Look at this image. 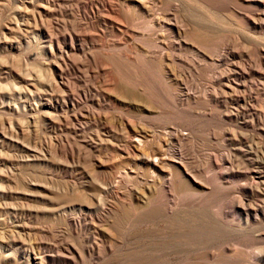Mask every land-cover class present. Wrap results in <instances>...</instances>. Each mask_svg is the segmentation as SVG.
<instances>
[{"label":"rangeland","instance_id":"obj_1","mask_svg":"<svg viewBox=\"0 0 264 264\" xmlns=\"http://www.w3.org/2000/svg\"><path fill=\"white\" fill-rule=\"evenodd\" d=\"M91 1L61 0L55 17L34 18L25 0H0V249L15 251L10 234L22 224L26 243L79 250L50 252L48 264H142V233L153 227L162 259L143 264H264V179L251 185L264 170V0H163L174 34L156 40V61L151 38L128 34L122 14L91 15ZM50 18L83 39L65 85L49 80L60 54L37 48ZM68 93L55 119L34 108ZM132 128L151 135L147 152L160 142L190 173L171 168L170 188L126 175ZM16 251L18 261L0 264H24Z\"/></svg>","mask_w":264,"mask_h":264},{"label":"bare ground","instance_id":"obj_2","mask_svg":"<svg viewBox=\"0 0 264 264\" xmlns=\"http://www.w3.org/2000/svg\"><path fill=\"white\" fill-rule=\"evenodd\" d=\"M10 1V0H9ZM22 1V0H21ZM24 1V0H23ZM77 3H79V0H75ZM88 1V0H87ZM7 2V1H6ZM27 6L25 11H30L32 16L35 18L37 15L41 16H48V17H52L54 14V10L51 8V5L56 6L57 4H60L59 2H61V0H25ZM116 2L119 3V6H115L116 4L112 3V1L110 0H92L91 1V7L87 8L90 9L89 11L91 12V15H95L96 13H101L104 10L109 11L110 13H114L115 15H121V17H124L125 20V29L128 31V34L130 33V35H136V36H142V37H148L151 38L154 41L153 47L154 50H150L149 53V59H151L152 61H156L159 54H158V50H157V41L160 36L163 34H171L174 31V23L172 21V15L168 16L167 13V9L164 7V1L163 0H117ZM20 3V1H19ZM24 3V2H21ZM65 3V1H64ZM89 3V2H88ZM2 4V3H1ZM81 4V3H80ZM86 4V3H84ZM168 4V3H166ZM23 5V4H22ZM16 6V5H15ZM61 7V5H58ZM87 6V5H85ZM20 7V6H17ZM24 7V6H23ZM30 9H29V8ZM77 7V6H76ZM21 9H25L20 7ZM67 8V7H66ZM70 8V7H69ZM80 8V7H79ZM84 8V6H83ZM171 8V7H170ZM54 9H57L56 7ZM16 10V9H15ZM63 10V9H61ZM24 11V10H23ZM24 11V12H25ZM54 11V12H53ZM65 11V10H63ZM62 11V12H63ZM74 11V10H73ZM171 11V10H170ZM29 12V13H30ZM108 12V13H109ZM21 13V12H20ZM26 13V12H25ZM28 13V12H27ZM24 14V13H23ZM65 15V14H64ZM177 15V14H176ZM89 16V14L87 15ZM99 16V15H98ZM97 16V17H98ZM31 17V16H30ZM55 17V16H53ZM92 17V16H91ZM90 17V18H91ZM101 17H104L103 15ZM13 18V17H12ZM58 18V17H57ZM106 18V17H105ZM115 18V17H114ZM174 18V16H173ZM179 18V17H178ZM1 19V18H0ZM17 19V18H16ZM51 19V18H50ZM75 19V18H74ZM86 19V18H85ZM113 19V18H112ZM117 18H115L116 20ZM119 20L121 19L120 17L118 18ZM183 19V18H182ZM18 20V19H17ZM44 20V19H43ZM52 20V19H51ZM70 20V19H69ZM78 20V19H77ZM110 20V19H109ZM122 20V19H121ZM11 21V20H10ZM50 21V20H49ZM47 22L48 25H45V29L42 30L43 32V37L45 38L44 41H42V43H40L38 45L37 48H39V50L42 49H47V47L49 48V51L52 55L55 54H60V58L57 60L55 59V61H50L49 63V69L50 72H52L49 75V80H51V82H54V84H58L57 82L60 81L59 83L64 84L65 79H64V75L66 76L68 74L67 72V66H70L69 64L66 63V61L69 60V54H73L72 52H76L79 49H83L84 45L83 43H78V42H83L82 37L78 34V35H69L68 33L62 32L59 29L61 28H56L55 24H53V20L52 22ZM108 22V20H106ZM118 21V20H116ZM36 22V21H35ZM46 22V21H45ZM44 22V23H45ZM119 22V21H118ZM34 23V22H33ZM74 23V22H73ZM115 23V22H114ZM177 23V22H176ZM26 24V22H25ZM43 24V23H42ZM79 24L81 25L80 22L76 23V25ZM118 24V23H117ZM183 24V23H182ZM181 24V25H182ZM29 25V24H28ZM55 25V26H54ZM60 25V24H59ZM116 25V23H115ZM58 26V25H57ZM78 26V25H77ZM123 26V25H122ZM185 26V25H184ZM41 27V26H40ZM66 27V26H65ZM112 27H114L112 25ZM116 27V26H115ZM119 27V26H118ZM188 27V26H187ZM196 27V26H195ZM117 28V27H116ZM9 31H15L16 29H14V27H9L8 28ZM66 29V28H65ZM121 30L123 28H120ZM119 29V30H120ZM179 29V28H178ZM20 31V30H19ZM23 31V30H22ZM30 31V30H29ZM34 32L37 31V29L33 30ZM91 31V30H90ZM180 31V30H179ZM32 32V31H31ZM174 34V33H173ZM18 35V34H17ZM181 35V34H180ZM15 36V35H14ZM166 36V35H165ZM42 37V36H41ZM230 37V36H229ZM10 38V37H9ZM8 38V39H9ZM39 38V37H37ZM172 38V37H170ZM2 39V38H1ZM7 39V40H8ZM3 40V39H2ZM12 40V39H11ZM176 40V39H175ZM179 40V39H178ZM235 40V39H234ZM62 41V42H61ZM77 41L76 45L74 42ZM61 43H63V46L61 45ZM85 43V42H84ZM236 43V42H235ZM33 44V43H32ZM176 44V43H174ZM178 44V43H177ZM181 44V43H180ZM238 44V43H237ZM173 45V44H172ZM55 46V47H54ZM54 47V48H53ZM159 49V48H158ZM88 56V55H87ZM72 57V56H70ZM72 59V58H70ZM79 61V60H78ZM74 62V61H73ZM190 62V61H189ZM65 68L63 67L64 65ZM72 63V62H70ZM76 65V64H75ZM79 65V64H78ZM73 65H71L72 67ZM70 67V68H71ZM79 68V67H78ZM17 69V68H16ZM81 70V68H79ZM71 71V69H69ZM75 70V69H74ZM83 70V69H82ZM81 70V71H82ZM25 73V72H24ZM11 74V73H10ZM14 74V73H13ZM49 74V73H48ZM85 75V74H84ZM14 76V75H13ZM47 76V75H46ZM19 77V76H18ZM17 78V77H16ZM26 78V76H25ZM24 78V79H25ZM32 78V77H31ZM11 79V78H10ZM20 79V78H19ZM58 79V80H57ZM17 80V79H16ZM41 80V79H40ZM43 80V79H42ZM71 80V79H69ZM23 81V80H22ZM68 81V80H67ZM20 82V81H19ZM29 82V81H28ZM33 83V82H32ZM68 84V83H67ZM14 85V84H13ZM26 85V84H25ZM61 85V84H60ZM65 85V84H64ZM21 86V85H20ZM59 86V85H57ZM56 86V87H57ZM69 86V85H68ZM66 86V87H68ZM81 86V85H80ZM36 87V86H35ZM55 87V86H54ZM73 87V86H72ZM234 87V86H233ZM2 88V87H1ZM65 88V87H64ZM81 88V87H80ZM97 88V87H95ZM9 89V88H8ZM29 89V88H28ZM61 89V88H60ZM76 89V88H75ZM32 90V88H31ZM40 90V89H39ZM64 90V89H63ZM62 90V91H63ZM68 92H70V88H68ZM87 90V89H86ZM3 91V90H2ZM23 91V90H21ZM41 91V90H40ZM74 92V90H72ZM71 91V92H72ZM76 91V90H75ZM36 92V91H35ZM72 92V93H73ZM88 92V91H87ZM95 92V91H94ZM21 93V92H20ZM62 94V93H61ZM81 94V93H80ZM65 95V94H64ZM71 93L68 95H66L64 97V100L59 99V97H55L52 94L48 95L46 97H41L37 103L36 106L34 108H37L39 105H42L43 107H47L49 108L48 111H45V116L49 117V118H54L56 113L62 109L65 110L66 107H68V103L69 102H73V98L71 99ZM75 96V93H74ZM82 96V95H81ZM87 96V95H85ZM92 96V95H91ZM93 97V96H92ZM95 97V96H94ZM210 97V96H209ZM27 98V97H26ZM253 98V97H252ZM80 99V98H79ZM237 99V97H236ZM258 99V98H257ZM78 100V99H77ZM95 100V99H94ZM79 101V100H78ZM82 102V100H81ZM75 103V102H74ZM79 104V103H78ZM18 106V105H17ZM16 106V107H17ZM76 106V104H75ZM245 106V105H244ZM25 107V106H24ZM249 107V106H248ZM19 108V107H18ZM26 108V107H25ZM74 109V108H73ZM70 110V109H69ZM67 111V110H65ZM64 111V112H65ZM73 111V110H72ZM56 112V113H55ZM59 113V112H58ZM107 113V112H106ZM64 114V113H63ZM75 119L79 118V114H75ZM61 116V115H60ZM60 116H58L60 118ZM67 117V115H66ZM65 117V118H66ZM70 117V116H69ZM73 117V116H71ZM70 117V118H71ZM62 118V117H61ZM69 118V119H70ZM55 119V118H54ZM58 120V119H57ZM67 121V119H66ZM62 122H64V120H62ZM60 123V122H59ZM63 124V123H62ZM23 125V124H22ZM61 125V124H60ZM13 126V125H12ZM57 126V125H56ZM62 126V125H61ZM14 127V126H13ZM63 127V126H62ZM70 127V126H69ZM24 129V128H23ZM22 129V130H23ZM76 129V128H75ZM26 130V129H25ZM72 130V129H71ZM77 130V129H76ZM131 131V130H130ZM128 133V131H126ZM132 138H131V145L129 143L130 146H132L134 148V151L132 154H130L129 152H124V154L122 155V158L126 161L127 165L124 168V173L128 176H137L139 175V172H141L144 176H145V180L147 181V183H160V186H164V187H171L172 183L174 184V177L172 176L173 174L171 173L170 169H176L179 170L180 174H182V176H187V174H189L190 172H187L188 170H186L185 168L181 169V165H179V161L177 162L175 160V158H170L167 156V154H165L164 152V148H163V144H161L160 142H155V146L154 148L147 152L145 146L147 145V143H150V134L148 132H145L143 130H137L132 128ZM8 135V134H7ZM27 136V135H26ZM63 137V136H62ZM128 137V136H127ZM173 140L175 141H179L181 140L183 137L182 135H178V134H173L171 133L170 136ZM11 138V137H10ZM28 138V137H27ZM58 138V137H57ZM56 138V139H57ZM59 139V138H58ZM52 140V139H51ZM60 141V140H57ZM31 142V141H30ZM65 142V141H64ZM130 142V141H129ZM62 143V141H61ZM113 144V143H112ZM52 145V144H51ZM58 145V144H57ZM65 145V144H64ZM62 146V145H60ZM262 146V145H261ZM57 148V147H56ZM66 148V147H65ZM72 148V147H71ZM46 149V148H45ZM62 149V147H61ZM67 149V148H66ZM34 150V149H33ZM56 150V149H55ZM65 150V149H63ZM50 151V150H49ZM68 151V150H67ZM66 151V152H67ZM56 152V151H55ZM132 152V151H131ZM65 153V152H64ZM55 154V153H54ZM68 154V153H67ZM44 155V153H43ZM65 155V154H64ZM69 155V154H68ZM67 155V156H68ZM71 155V154H70ZM29 156V155H28ZM41 158V156H40ZM55 158V157H54ZM55 160V159H54ZM183 162V161H182ZM181 163V162H180ZM183 164V163H182ZM91 171V170H90ZM258 172H253V176H252V180L253 183H251L252 187L254 186V184L257 185L258 181L255 182V179H264V170L259 171L256 170ZM92 172V171H91ZM3 173V172H2ZM1 173V174H2ZM192 174V173H191ZM6 175V174H5ZM9 176V175H8ZM11 176V175H10ZM9 176V177H10ZM93 176V175H92ZM91 176V177H92ZM184 179V178H183ZM192 180V179H191ZM190 179L188 181H191ZM194 181H196L193 178ZM192 180V182H193ZM112 181V180H111ZM197 182V181H196ZM260 182V180H259ZM97 183V182H96ZM194 183V182H193ZM202 183V182H201ZM261 183V182H260ZM191 184V183H190ZM106 186V184H105ZM258 186V185H257ZM260 186V184H259ZM2 187V186H1ZM5 187V186H4ZM256 187V186H255ZM107 188V187H106ZM247 188V187H246ZM11 190V189H10ZM3 194V193H2ZM102 194V193H101ZM129 194V193H128ZM2 196V195H1ZM54 198V197H53ZM140 198V197H139ZM58 199V198H57ZM62 199V198H61ZM60 199V200H61ZM101 199V198H100ZM112 201V200H111ZM244 201V200H243ZM92 202H90L91 204ZM234 203V202H232ZM119 204V203H118ZM244 204V203H243ZM96 205V204H95ZM240 205V204H239ZM94 207V206H93ZM245 208V207H244ZM247 208V207H246ZM20 209V208H19ZM55 209V208H54ZM14 214V213H13ZM22 214V213H21ZM93 217V216H92ZM96 218V217H94ZM11 219V218H10ZM92 220H96L93 219ZM12 222V221H11ZM10 222V223H11ZM78 219L75 218L72 220V223L75 225H77ZM1 224H8V221L6 220V218H0V226ZM7 226V225H5ZM16 229L11 232V236L13 239V245H10V249L8 250H15L11 253L8 254L7 250L3 251L1 250V246H0V258L3 257V259L5 258L7 261L10 260H14V261H18L19 258H17V254L16 249H21L23 252V256H22V260L24 264H48L54 255H51L52 253L50 252H57L60 253L59 255H72L73 258H76V249L68 244L67 242H62L60 241H56V243L54 242V244H46L43 242H39V243H34V244H29L26 243L23 239V237H21L20 235V231L19 230H25L26 226L28 225H22V224H17L15 225ZM4 227V226H3ZM4 229V228H3ZM7 229V228H6ZM12 229V228H11ZM5 230V229H4ZM101 231V230H100ZM140 232V231H139ZM5 233V232H4ZM3 233V234H4ZM10 233V232H9ZM162 233V231L160 232ZM144 234V243L142 244V246L139 249V253L140 256L142 257V264L143 263H149L151 262L150 260H153L155 263L157 260H159L161 257V252L163 249L162 246V242L160 240V236H159V231L156 228L153 227H147L143 230ZM6 236V235H5ZM4 237V236H3ZM17 237L19 240H17ZM162 239V238H161ZM10 240V239H9ZM1 243V242H0ZM11 243V242H10ZM93 243V242H92ZM12 244V243H11ZM16 244H19V246H16ZM102 244V243H101ZM130 245V244H129ZM141 245V244H140ZM128 246V245H127ZM13 247H17L15 249H13ZM129 247V246H128ZM90 248V249H89ZM88 248V251L90 250L91 253L95 252L97 250H99L100 248V244L95 243L93 244L91 247ZM137 248V247H136ZM128 250V249H127ZM135 250V249H134ZM79 251V250H78ZM77 251V252H78ZM131 251V249H130ZM133 251V250H132ZM7 252V253H6ZM50 253V254H49ZM80 253V252H79ZM100 253V252H99ZM129 253V252H128ZM134 253V252H132ZM261 253V252H260ZM16 254V255H15ZM54 254V253H53ZM56 254V253H55ZM98 254V253H97ZM130 254V253H129ZM57 255V254H56ZM82 255V254H81ZM12 256L14 257V259L12 258ZM162 259V258H161ZM132 260V259H131ZM138 260V259H137ZM4 261V260H3ZM134 261V260H133ZM141 261V259H140ZM130 262V261H128ZM161 262V261H160ZM163 263V262H162ZM133 264V263H130ZM141 264V263H140Z\"/></svg>","mask_w":264,"mask_h":264}]
</instances>
